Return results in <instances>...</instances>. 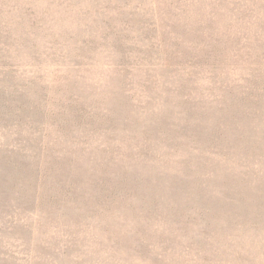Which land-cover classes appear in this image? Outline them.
Returning <instances> with one entry per match:
<instances>
[{
    "label": "rangeland",
    "instance_id": "374dc122",
    "mask_svg": "<svg viewBox=\"0 0 264 264\" xmlns=\"http://www.w3.org/2000/svg\"><path fill=\"white\" fill-rule=\"evenodd\" d=\"M0 264H264V0H0Z\"/></svg>",
    "mask_w": 264,
    "mask_h": 264
}]
</instances>
